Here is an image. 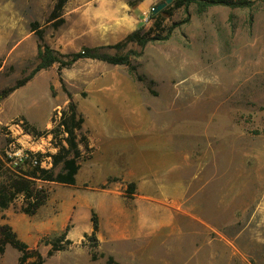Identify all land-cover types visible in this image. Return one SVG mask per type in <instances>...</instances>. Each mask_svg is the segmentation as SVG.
I'll use <instances>...</instances> for the list:
<instances>
[{"label": "rangeland", "instance_id": "rangeland-1", "mask_svg": "<svg viewBox=\"0 0 264 264\" xmlns=\"http://www.w3.org/2000/svg\"><path fill=\"white\" fill-rule=\"evenodd\" d=\"M55 1L0 0V92L36 65V32L61 54L112 44L130 32L119 4L134 6L139 0H67L50 17ZM160 1H149L137 27L155 36L170 30L166 39L102 49L137 52L129 56L135 74L126 65L97 59L62 67L56 62L0 98V153L12 138L7 126L13 123L40 141L21 140L25 148L55 152L62 136L47 131L67 106V92L84 120L100 115H91L90 122L97 119L103 137L93 125L82 126L88 147L80 146L93 157L80 162L75 184L39 182L48 198L31 215L20 212L18 201L0 210V219L12 222L17 236L43 256V264H73L71 259L107 264L106 244L96 246L101 254L95 261L81 246L92 241L83 237L90 225L87 208L112 194L83 189L87 184L81 182L98 184L121 173L134 151L149 152L148 162L163 169L176 162V173L187 180L185 208L173 214L175 233L152 244L141 260L127 262L117 254L110 264H264V0L202 11L195 3L172 8L171 1L151 18V7ZM98 147L103 153L96 155ZM121 177L108 181L123 183ZM71 202L73 220L67 219ZM66 224V238L81 242L47 256L46 241ZM18 256L6 245L0 264H17Z\"/></svg>", "mask_w": 264, "mask_h": 264}, {"label": "trees", "instance_id": "trees-1", "mask_svg": "<svg viewBox=\"0 0 264 264\" xmlns=\"http://www.w3.org/2000/svg\"><path fill=\"white\" fill-rule=\"evenodd\" d=\"M67 0H56L50 13V17H56L58 11L62 8ZM190 3H195L199 11L204 10L208 6L224 5L229 7H247L251 4V0H172V8L183 7L186 8ZM153 7V6H152ZM165 9L163 10V12ZM150 17L157 19L159 14H152L150 10ZM170 30L163 36L149 35L143 31L142 27L127 33L121 40L106 45L96 47H83L78 51L61 54L55 49L46 44L40 32H36L37 36V58L36 65L29 71L28 74L16 80V82L3 89L0 92V98L5 97L14 89L23 85L28 81L37 71L51 66L53 63H59L60 66H69L76 60L81 58H90L105 61L110 64L126 65L129 73L135 74V65L130 61V54H138L135 51L129 50L124 54H108L102 51L103 48L120 49L126 46L129 42H135L140 47L146 43L166 39L169 36ZM69 102L67 106L60 110V116L56 121L55 126L47 132L52 133L55 137L60 134L61 140L56 145L55 152H36L33 156L37 163L31 165L27 162V168L21 166H13L10 159L6 156L4 151L0 153V210L6 209L15 201L19 202L20 212L31 215L42 206L47 198L48 191L39 182H56L62 185H73L75 183V175L80 167V162L86 158L83 150L79 144H83V149L87 150L86 138L82 133L83 117L76 110L75 103L70 99L67 92ZM78 135H80L78 137ZM49 157L50 167H40L39 161L42 158ZM59 166L55 172L54 168ZM133 183L127 185V192H131ZM91 231L89 234L84 233L83 237L92 240L88 244V253L90 259L95 261L98 254L95 250L97 246L96 232L98 230V218L95 212L91 211L90 215ZM69 224H66L63 231L58 235L46 241L49 248L46 252L47 256H51L58 251L68 249L72 245V241L66 238ZM10 245L19 252L17 264H43L44 258L35 247H30L25 241L21 240L17 233L12 229L8 223H0V254L5 250V246ZM113 261L112 256L108 255L106 262L110 264Z\"/></svg>", "mask_w": 264, "mask_h": 264}, {"label": "crops", "instance_id": "crops-1", "mask_svg": "<svg viewBox=\"0 0 264 264\" xmlns=\"http://www.w3.org/2000/svg\"><path fill=\"white\" fill-rule=\"evenodd\" d=\"M149 1L139 0L134 6H131L126 1L119 4L120 18L129 27V31L135 29L143 19L141 15ZM91 115L94 114L91 113L87 120L83 119L82 126L84 123L87 126L93 125L98 136L103 137L104 134L99 132L97 119L95 118L93 122H90ZM94 116L98 117L100 115L95 114ZM101 118L103 120L106 119L102 116ZM105 123L107 124V122ZM79 147L81 148L80 144ZM105 147L110 150L111 146L106 145ZM96 150V155L103 153L100 147ZM169 152L173 153L171 150ZM163 154L166 157L167 152ZM139 155H141V158L136 159ZM149 155V152L142 151L138 153L134 151L133 158L127 161V169H123L121 173L109 174L98 184H94L86 180V178L81 182L87 184L83 189H94L112 194V197L105 199V202L102 201L98 207L91 208L90 206L87 208L86 218L89 212H95L98 218L97 246L102 247L103 244H106L107 250L102 249V251L117 260V254L122 256L127 262L141 260L146 249L150 248L152 244H158L161 237L175 233L176 226L173 214L177 210L185 208L187 180L183 178L181 173H176V169H178L176 162L172 161L170 163L171 166L167 167L168 169H163L158 163H149ZM92 157L86 155L83 160L84 164L91 160ZM80 172L81 168L79 167L75 176L80 174ZM118 175L123 176L121 177L123 183L108 181L109 177H118ZM129 183H133L131 192H127ZM121 185L124 187L121 188ZM73 202L68 206V208H72L67 218L69 220L70 218L73 220L76 213V205H72ZM104 212L108 214L105 216ZM0 223H8L14 229L12 222L7 219H0ZM89 229L91 231V222L85 228L84 233H87ZM69 239L73 245L77 243V240L81 242L79 238L75 239L69 236ZM70 248L71 246L66 250ZM81 248L88 253L87 246H81ZM88 258L90 259L89 253ZM71 261L73 264L76 262L73 259Z\"/></svg>", "mask_w": 264, "mask_h": 264}, {"label": "built area", "instance_id": "built-area-1", "mask_svg": "<svg viewBox=\"0 0 264 264\" xmlns=\"http://www.w3.org/2000/svg\"><path fill=\"white\" fill-rule=\"evenodd\" d=\"M7 129L12 134L11 140L6 144V148H4V153L10 159V163L13 166H21L24 167L25 164L29 162L31 165L37 163L36 158L33 156V153L41 152V150H29L23 146L21 140H27L34 144L39 143V140L33 141L30 134L26 131H23L21 125L19 123H13L7 126ZM15 132V133H14ZM17 135V136H15ZM46 163L50 165L49 157L42 158L39 161L40 167L48 168ZM50 167V166H49Z\"/></svg>", "mask_w": 264, "mask_h": 264}, {"label": "water", "instance_id": "water-1", "mask_svg": "<svg viewBox=\"0 0 264 264\" xmlns=\"http://www.w3.org/2000/svg\"><path fill=\"white\" fill-rule=\"evenodd\" d=\"M172 0H161L160 2L156 3L153 7H151L152 14H156L161 9H163L167 4H169Z\"/></svg>", "mask_w": 264, "mask_h": 264}]
</instances>
